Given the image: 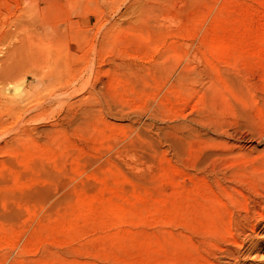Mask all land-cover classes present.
I'll return each instance as SVG.
<instances>
[{
    "label": "rangeland",
    "instance_id": "1",
    "mask_svg": "<svg viewBox=\"0 0 264 264\" xmlns=\"http://www.w3.org/2000/svg\"><path fill=\"white\" fill-rule=\"evenodd\" d=\"M143 1L0 0V264H264V0Z\"/></svg>",
    "mask_w": 264,
    "mask_h": 264
},
{
    "label": "bare ground",
    "instance_id": "2",
    "mask_svg": "<svg viewBox=\"0 0 264 264\" xmlns=\"http://www.w3.org/2000/svg\"><path fill=\"white\" fill-rule=\"evenodd\" d=\"M141 1H143V0H141ZM145 1V0H144ZM143 1V2H144ZM147 1V0H146ZM187 1V0H186ZM137 2V1H136ZM142 2V3H143ZM153 2V1H152ZM191 2H192V0H191ZM193 2H195V1H193ZM135 2H132L131 3V5L132 4H134ZM140 2H138L137 3V5L139 6L140 4H139ZM141 3V4H142ZM145 3V2H144ZM189 3H190V1H189ZM196 3V2H195ZM194 4V3H193ZM136 5V4H135ZM144 5V4H143ZM146 5V4H145ZM150 5V4H149ZM154 5V4H153ZM195 5V4H194ZM140 6H142V5H140ZM148 6V5H147ZM177 6V5H176ZM132 7H133V5H132ZM151 7V6H150ZM149 7V8H150ZM181 7V6H180ZM189 7H190V4H189ZM193 7V6H192ZM148 7H146V9H147ZM135 9V8H134ZM141 9V8H140ZM151 9V8H150ZM150 9H148V11L150 10ZM159 9V8H158ZM189 9V8H188ZM205 9V8H204ZM132 10V9H131ZM130 10V11H131ZM138 10V9H137ZM143 10V9H142ZM141 11V10H140ZM145 10H143V12H144ZM186 11V10H185ZM128 12V11H127ZM132 12V11H131ZM137 12V11H136ZM142 12V11H141ZM147 12V11H146ZM160 12V11H159ZM158 12V13H159ZM189 12V11H188ZM182 14V13H181ZM132 15V14H131ZM140 15V14H139ZM184 15V14H183ZM157 16V15H156ZM160 16V15H159ZM165 17V16H164ZM180 17H181V15H180ZM183 17V16H182ZM135 18V17H134ZM186 18V17H185ZM160 19H161V17H160ZM181 19V18H180ZM109 20V19H108ZM134 20V19H133ZM158 20V19H157ZM182 20V19H181ZM135 21H137V20H135ZM163 21V20H162ZM159 22V21H158ZM126 24V23H125ZM104 27V26H103ZM10 85V84H9ZM12 87V86H11ZM6 88V87H5ZM9 88V87H8ZM10 89V88H9ZM262 137H264V136H262ZM262 139H264V138H262ZM261 139V140H262ZM231 144V143H230ZM228 146V145H227ZM231 146H233V147H240V145H237V144H231ZM231 146H230V148H231ZM232 147V148H233ZM241 154V153H240ZM239 154V155H240ZM248 154V153H247ZM261 154V153H260ZM218 155H219V153H218ZM238 155V154H237ZM251 155V154H250ZM225 156V155H224ZM229 156V155H228ZM261 156V155H260ZM221 157V156H220ZM241 157H243V156H241ZM240 157V158H241ZM245 157H248V156H245ZM253 157V156H252ZM251 157V158H252ZM256 158V157H255ZM259 158V157H258ZM219 159V158H218ZM249 159V158H248ZM247 159V161H249ZM257 159V158H256ZM261 159H264V158H261ZM244 160V159H243ZM246 160V159H245ZM244 160V161H245ZM218 161V160H217ZM220 161H222V160H220ZM219 161V162H220ZM225 161V160H224ZM229 161V160H228ZM246 162V161H245ZM214 165V164H213ZM247 165V164H246ZM223 166V165H222ZM213 168H215L214 166H213ZM212 169V168H211ZM242 169H243V167H242ZM211 171V170H210ZM216 171H218V170H216ZM221 171V170H220ZM220 171H219V173H220ZM211 172H213V171H211ZM214 173V172H213ZM216 173V172H215ZM214 173V174H215ZM225 174V173H224ZM220 175H222V174H220ZM213 176H215V175H213ZM220 177H223V175L222 176H220ZM224 178V177H223ZM262 197H264V196H262ZM261 199V198H260ZM257 200V199H256ZM254 201V200H253ZM254 203V202H253ZM257 203V202H256ZM258 203H259V205H261V203H262V201L261 200H259L258 201ZM255 204V203H254ZM256 205V204H255ZM259 207V206H258ZM260 207H264V206H260ZM254 209H256V208H254ZM262 209H264V208H262ZM262 209H261V213L259 212L257 215V217H254V220H255V222L253 223V219L252 218H250L249 216V214L247 213V215H249V216H246L245 214H243L244 216L242 217V218H240V221H242L243 223H244V225L246 226V224H248V226H251V230H255V226L257 225V223H259V222H264V213H262V212H264V211H262ZM253 211V210H252ZM257 210H255L254 212H256ZM253 213V212H252ZM257 213V212H256ZM239 214V213H238ZM254 214V213H253ZM252 214V215H253ZM237 215V214H236ZM240 215V214H239ZM256 215V214H255ZM233 218V217H232ZM236 219H238L237 217H236ZM235 219V220H236ZM239 221V220H238ZM238 221H236V222H238ZM239 221V222H240ZM234 225H235V223H233ZM232 225V224H231ZM239 226V225H238ZM234 228L236 227V226H233ZM242 227V226H241ZM242 228H244V227H242ZM239 230V229H238ZM238 230H237V228L235 229V230H233V228H230L229 229V233H230V237H224V236H222L220 239H219V237L218 236H215V237H218V239L220 240V242L222 241L223 243H215L214 245H213V243H211V246L212 247H210V250H209V253L211 254V256L213 257V259L212 260H210V263L209 264H224L223 262H220V260H219V256H226V257H228V258H231V259H235L236 257H238V252L239 251H237V250H235V249H231V247L232 246H235L236 248H238V250H241L243 247H244V245H245V242L247 243L248 241H245L244 239H242V238H240V233L242 234V233H244V232H242L241 230L242 229H240V232H239V234L237 233L238 232ZM247 230V229H246ZM226 233V232H225ZM227 234V233H226ZM245 234H246V231H245ZM245 236V235H244ZM250 238V237H249ZM246 239V238H245ZM248 239V238H247ZM246 239V240H247ZM216 241V240H215ZM211 242V241H210ZM241 252V251H240ZM221 258V257H220ZM238 258H236L235 259V262L233 263V262H231L230 260L229 261H227V262H231V263H233V264H238V260H237ZM240 260V259H239ZM230 263V264H231ZM229 264V263H228Z\"/></svg>",
    "mask_w": 264,
    "mask_h": 264
}]
</instances>
